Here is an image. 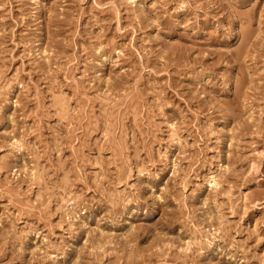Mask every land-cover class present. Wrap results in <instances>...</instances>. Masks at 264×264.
Here are the masks:
<instances>
[{
    "label": "rangeland",
    "instance_id": "374dc122",
    "mask_svg": "<svg viewBox=\"0 0 264 264\" xmlns=\"http://www.w3.org/2000/svg\"><path fill=\"white\" fill-rule=\"evenodd\" d=\"M0 264H264V0H0Z\"/></svg>",
    "mask_w": 264,
    "mask_h": 264
}]
</instances>
